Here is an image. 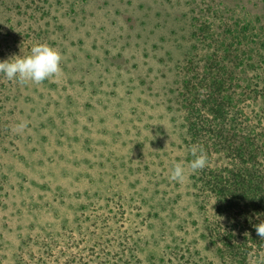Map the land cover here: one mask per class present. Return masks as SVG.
I'll use <instances>...</instances> for the list:
<instances>
[{
    "label": "rangeland",
    "instance_id": "rangeland-1",
    "mask_svg": "<svg viewBox=\"0 0 264 264\" xmlns=\"http://www.w3.org/2000/svg\"><path fill=\"white\" fill-rule=\"evenodd\" d=\"M203 13L264 34V0H0V60L38 42L62 56L40 84L0 75V264L33 263L35 241L62 234L55 245L93 234L135 247L125 264H218L176 105ZM174 162L183 183L169 179Z\"/></svg>",
    "mask_w": 264,
    "mask_h": 264
},
{
    "label": "trees",
    "instance_id": "trees-1",
    "mask_svg": "<svg viewBox=\"0 0 264 264\" xmlns=\"http://www.w3.org/2000/svg\"><path fill=\"white\" fill-rule=\"evenodd\" d=\"M205 15L189 22L195 46L176 96L189 161L193 145L207 155V166L191 175L193 196L218 264H264V240L254 227L264 220V34L241 17L214 22ZM108 220L96 216L93 226L108 229ZM48 237L52 242L35 241L41 254L29 264H125L135 258L136 248L122 242L119 251L103 248L112 236L82 234L75 243L68 236L57 245L63 234Z\"/></svg>",
    "mask_w": 264,
    "mask_h": 264
},
{
    "label": "clouds",
    "instance_id": "clouds-1",
    "mask_svg": "<svg viewBox=\"0 0 264 264\" xmlns=\"http://www.w3.org/2000/svg\"><path fill=\"white\" fill-rule=\"evenodd\" d=\"M61 53L47 43H35L26 54H13L5 60H0V75L9 81H15L20 85L32 83L40 84L48 78L61 72ZM25 123H18L14 130L22 131ZM192 156L189 168L193 173L207 166V155L204 149L198 145L190 148ZM169 179L183 183L186 179V169L180 162H174L169 169ZM260 214H257L259 217ZM256 233L264 240V220L254 225Z\"/></svg>",
    "mask_w": 264,
    "mask_h": 264
}]
</instances>
